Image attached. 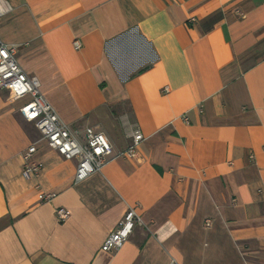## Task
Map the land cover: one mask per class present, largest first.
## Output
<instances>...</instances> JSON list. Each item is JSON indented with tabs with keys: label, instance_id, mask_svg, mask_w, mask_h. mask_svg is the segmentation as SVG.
I'll use <instances>...</instances> for the list:
<instances>
[{
	"label": "crops",
	"instance_id": "obj_1",
	"mask_svg": "<svg viewBox=\"0 0 264 264\" xmlns=\"http://www.w3.org/2000/svg\"><path fill=\"white\" fill-rule=\"evenodd\" d=\"M2 1L0 38L66 124L116 153L144 139L76 181L0 89V264H264V0ZM131 206L144 223L102 250Z\"/></svg>",
	"mask_w": 264,
	"mask_h": 264
},
{
	"label": "built area",
	"instance_id": "obj_2",
	"mask_svg": "<svg viewBox=\"0 0 264 264\" xmlns=\"http://www.w3.org/2000/svg\"><path fill=\"white\" fill-rule=\"evenodd\" d=\"M11 6L0 0V14L8 12ZM78 46V42H75ZM0 89H8L14 100L27 98L20 107L22 116L39 130L41 137L64 159L76 161L75 180L82 181L90 175L100 172L111 160L118 157L135 158L139 145L144 139L140 128H135L129 146L116 153L105 133L95 127L84 130L72 128L58 115L53 105L45 98L36 75L27 73L18 61V46L8 44L0 38ZM188 120L187 117H184ZM36 146L30 145L23 154V176L27 179L37 178L42 169V162L34 154ZM38 198L50 202L54 192L42 190L39 183ZM64 207L56 210L57 219L61 222L69 217ZM142 216L136 207H129L117 227L106 237L102 250L112 251L121 248L129 239L136 225L143 224Z\"/></svg>",
	"mask_w": 264,
	"mask_h": 264
}]
</instances>
